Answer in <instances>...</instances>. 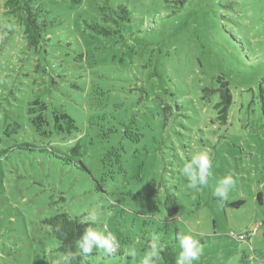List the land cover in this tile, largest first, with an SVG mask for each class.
<instances>
[{
    "label": "rangeland",
    "instance_id": "rangeland-1",
    "mask_svg": "<svg viewBox=\"0 0 264 264\" xmlns=\"http://www.w3.org/2000/svg\"><path fill=\"white\" fill-rule=\"evenodd\" d=\"M180 1L40 0L51 23L27 50L0 0V150L78 143L88 169L34 149L0 155V264H67L44 223L58 212L95 222L126 256L85 264H142L153 237L178 258L175 229L199 240L195 264H264V0ZM201 152L212 174L190 188L182 168ZM229 175L222 201L213 193ZM171 191L179 209L169 218ZM255 226L250 241L228 237Z\"/></svg>",
    "mask_w": 264,
    "mask_h": 264
},
{
    "label": "trees",
    "instance_id": "trees-1",
    "mask_svg": "<svg viewBox=\"0 0 264 264\" xmlns=\"http://www.w3.org/2000/svg\"><path fill=\"white\" fill-rule=\"evenodd\" d=\"M105 7H115L108 3V0H104ZM186 0H181L178 5L182 6V3H185ZM42 3L40 0H3L2 2V8L4 15L12 17L15 24H17L23 34V38L25 41V48L27 50H34L38 46L42 45L44 41V31L49 28V25L51 22H46L43 20L41 16L42 10ZM116 10L114 11V14L120 19L123 20V22H127L129 19V13L128 9L124 6L116 5ZM42 19V20H41ZM105 34L107 32L105 30H102ZM230 38L235 42V37L232 35ZM248 63V62H246ZM244 63V67L246 65ZM249 66L252 68H255L251 63H248ZM243 67V65L241 64ZM248 68V67H246ZM237 71L236 73V80H240V77L245 76V72L243 74L238 73L239 71L235 69V67H225L223 72L227 75L230 74V72ZM243 81V79H242ZM228 83L225 82L224 86H226ZM257 93L259 97H264V74L259 78V81L257 82ZM222 98L223 103L226 105L223 108L224 116L227 114V109L230 105V96L227 94V90L222 92ZM262 100V104L264 105V99ZM260 110V108H259ZM261 113L264 116V110H260ZM20 149L25 151H33L37 150L39 152H46L50 154V156L58 159L62 163L66 165H74L78 169L82 170H88L84 163L79 159L80 156V145L78 143H75L74 145L68 147V148H57V147H50V148H41L36 145L31 144L30 142H19L16 143L6 149L0 150V155L8 154L13 150ZM256 198L259 203H261V194L257 193ZM177 195L175 191H171L166 194L164 199V208L166 211L167 216L173 217L178 212V200ZM243 204L242 200L233 201L229 204V206L233 208H238ZM168 220L164 221L165 225L161 229L163 232L166 233V222ZM44 223L50 227L52 235L59 241V247L58 250L62 253L66 254V261L67 264H85L86 261L89 259L95 261L99 255L101 256H107L111 257L113 255H123L125 254L122 250L119 249L117 246V251L111 254H106L103 250L100 251V249H93V251L90 254H83L79 246L77 245V241H79L85 230H94L95 231V222L91 221H82L78 215H69L66 212H58L53 216L47 217L44 220ZM245 237L243 240L250 241V237L248 236L249 232H243ZM178 234L179 231L177 229L174 230V242L179 243L178 241ZM228 237L236 240V241H243L236 239L233 235H228ZM153 241H157L155 237L152 239L147 240L146 248H149L151 243ZM158 242V256L156 258L157 264H176V252L173 250V247L165 242V241H157ZM118 245V244H117ZM129 258V257H127ZM155 261V259H154Z\"/></svg>",
    "mask_w": 264,
    "mask_h": 264
},
{
    "label": "clouds",
    "instance_id": "clouds-1",
    "mask_svg": "<svg viewBox=\"0 0 264 264\" xmlns=\"http://www.w3.org/2000/svg\"><path fill=\"white\" fill-rule=\"evenodd\" d=\"M212 159L204 152L194 155L191 162L183 166L182 171L188 178V187L194 188L206 185L211 176ZM235 181L229 176H225L219 181L213 195L219 197L222 201L227 199L228 192L234 185ZM180 245V253L176 260V264H195L202 255V248L199 240L192 235L178 234ZM82 253L90 254L93 249H102L106 254H111L117 251L116 238L112 234L104 235L93 230H85L82 238L76 242ZM152 251L145 256L142 264H150L157 256L158 242L153 241L150 245Z\"/></svg>",
    "mask_w": 264,
    "mask_h": 264
},
{
    "label": "built area",
    "instance_id": "built-area-1",
    "mask_svg": "<svg viewBox=\"0 0 264 264\" xmlns=\"http://www.w3.org/2000/svg\"><path fill=\"white\" fill-rule=\"evenodd\" d=\"M257 227H258V226H255L251 231H249V233H248V236H249V237H251V235L254 233V231L257 230ZM231 235H233V236H234L236 239H238V240H243L244 237H245L244 233H239V234H236V235L231 234Z\"/></svg>",
    "mask_w": 264,
    "mask_h": 264
}]
</instances>
